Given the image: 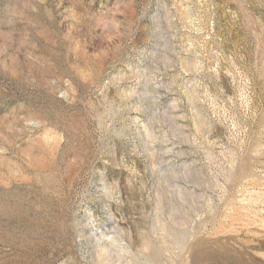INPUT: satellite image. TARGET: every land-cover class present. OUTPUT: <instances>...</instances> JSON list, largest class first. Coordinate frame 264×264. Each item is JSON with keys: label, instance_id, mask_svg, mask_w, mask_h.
<instances>
[{"label": "rangeland", "instance_id": "obj_1", "mask_svg": "<svg viewBox=\"0 0 264 264\" xmlns=\"http://www.w3.org/2000/svg\"><path fill=\"white\" fill-rule=\"evenodd\" d=\"M0 264H264V0H0Z\"/></svg>", "mask_w": 264, "mask_h": 264}]
</instances>
